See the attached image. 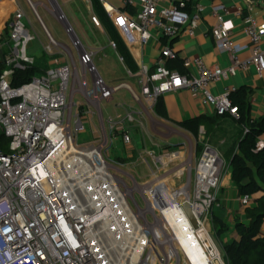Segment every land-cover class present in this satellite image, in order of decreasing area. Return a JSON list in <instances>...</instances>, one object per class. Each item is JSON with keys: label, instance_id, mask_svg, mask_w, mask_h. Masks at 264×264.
Instances as JSON below:
<instances>
[{"label": "built area", "instance_id": "2783aa9c", "mask_svg": "<svg viewBox=\"0 0 264 264\" xmlns=\"http://www.w3.org/2000/svg\"><path fill=\"white\" fill-rule=\"evenodd\" d=\"M7 1L16 11L0 38V264H226L211 238L215 210L221 208L224 156L208 143L199 156L197 148L182 145L145 151L155 166L145 159L143 163L161 175L144 184L130 176L133 181L128 184L119 175L123 166L109 158L117 138L130 154L137 151L126 126L133 117L105 120L101 105L127 90L134 100L143 97L156 107L162 97L188 90L218 117L238 119L239 109L231 99L237 90L215 95L211 87L251 68L264 75V26L258 18L249 14L243 19L250 44V56L243 60L232 38L229 10L213 9L216 24L211 39L218 51L229 56L230 66L211 67L201 58H188L185 69L192 66L196 74L173 71L167 61L179 56L166 46L154 73L141 67L139 96L126 82L107 85L94 65L95 53L84 49L64 14L55 12L78 53L79 70L73 51L53 38L36 4L25 0L46 36L44 56L54 66L15 88L16 72L36 64L28 50L37 34L18 0ZM100 1L130 49L146 47L154 38L193 37L205 14V8L194 6L193 0H121L122 8ZM111 47L117 49L114 42ZM55 56L60 59L54 60ZM71 82L73 98L81 94L85 99L82 106L69 99ZM89 115L102 120L99 139L80 146L78 136L86 132ZM206 135L201 128L199 137ZM162 177L173 179L172 184ZM238 200L243 209L254 204L250 195ZM185 204L191 206L198 229Z\"/></svg>", "mask_w": 264, "mask_h": 264}, {"label": "crops", "instance_id": "0c3cea01", "mask_svg": "<svg viewBox=\"0 0 264 264\" xmlns=\"http://www.w3.org/2000/svg\"><path fill=\"white\" fill-rule=\"evenodd\" d=\"M48 1L51 7H46L40 3L36 4V10L39 16V5H42L56 21L58 20L56 18L55 12L64 14L68 24L72 27L63 8L59 5L58 0ZM77 1L85 6L88 11H91L94 14V18L92 19L94 30H96L99 35L102 36V38H105V40L103 41L96 40L92 43L88 41L85 44L81 43L82 46L84 47V49L94 52V58L98 57L100 54H105L106 52L114 53L118 65L121 67V71L120 73H118L117 77L115 79H112L110 82H118L113 85L126 82L130 84V86L133 88V91L140 96L141 87L138 83L139 72L137 74H133L125 64L124 60L121 59L122 57L120 56L118 50L111 47V43H113V41L109 36L107 30L103 26L102 22L96 15L91 1ZM108 1L113 6L122 8L121 0ZM18 2L25 11V14L30 20L32 26L34 24L36 25V27L37 25L39 26V33H41L42 35L44 31L37 19L35 20V18L33 17V11H28V9L25 10L24 8L26 6L25 0H18ZM193 5H200L205 8L203 20L197 28L195 36L190 37L188 35H183L174 40H168L166 38H154L153 41L146 47H134L132 49L128 48L130 54L132 55L135 63L139 68V71L142 66H147L150 68L151 73H154L156 71V59L158 58L161 48L166 46L172 48L179 55V58L183 62L188 58H201L211 67L219 66L225 68L230 66L229 56L218 51L211 39V31L216 24V21L212 17L213 9L227 8L229 10L230 16L227 19L229 21H232L234 26L232 38L235 43L237 52L243 60L247 59L250 56V44L245 33V25L243 19L245 16L252 14L257 17L260 24L264 26V0H193ZM15 11L16 6L14 4L8 2L7 0H0V38H2L8 32L9 25L14 17ZM240 12H242V15H240ZM40 18L42 20L41 16ZM42 22L45 26L43 20ZM76 26L78 27V30L83 33L82 24L78 22L76 23ZM45 28L47 29L46 26ZM75 36L77 37L76 34ZM74 55L78 63L79 60L77 51L76 53H74ZM32 56L38 57L39 62L43 63L38 64L44 66L39 68L35 64L39 73H43L44 71L54 66L53 63H50L45 59L41 47L39 48L38 54L36 53V55ZM186 72L196 74V70L192 66L189 67L188 70H186L184 67L183 73ZM91 85L92 84H89V88L91 87ZM72 88L73 82L70 91V100H74ZM231 88H235L237 91L243 89L250 91L251 93H249L247 97V102L251 119L256 121L264 117V75H259L256 68H251L245 72L240 71L235 77H232L221 84L213 85L211 87V91L215 95H221L226 91V89ZM76 95L77 94H75V96ZM115 100L117 101V103L113 108V113L109 114L108 116L103 115L104 119L108 120L109 118H119L124 120L129 114H131L133 117V121L131 122L129 120H126V126L131 130L137 150L134 154H130L124 146L126 155L119 158L118 160L128 161L134 159L136 157V153H138L140 157L142 152L139 148L141 146L147 147V145H151V150L161 151L162 149H167L171 146H178L183 144V142H179L176 144L172 141L173 139L179 137L185 138L188 141L190 140V137H194L191 133H189L182 127V123L190 119L202 118L204 121H206L205 126L207 128L205 126H201V128L205 129L207 134L206 136L209 137V140H204L206 136L204 138H201L198 135L197 140H199L200 143L203 142L202 145L208 143L213 146V142L211 143L210 141L213 138H221L222 141L220 148L222 149L225 143H228L229 141L234 142L236 139V135L238 132V125L236 120L228 117H218L212 107L202 106L200 103V98L194 96L188 90H182L162 97L156 107H153L143 97H141L140 101L134 100L132 94L127 90L116 93L112 100L106 101L105 103L109 105L115 102ZM83 104L84 103H79L80 106H82ZM94 117L98 119V122H102L101 118L94 115L87 116L85 118V122H90V124H92V122H96L94 121ZM140 143H142V145H140ZM260 145L264 146V137L261 138ZM220 148L215 149L224 156V159H226V153H223V149L221 150ZM149 150L150 149H147L146 151ZM230 182L232 183H230V187L225 189L224 194L221 195L222 203H219L221 208L218 209V212L215 213V218H219L220 220H222L227 228L224 233L216 235L222 248L221 253L224 258V247L230 244L232 241L240 240L236 230L237 224L244 223L246 225H249L250 223L246 215L247 209H243L239 203L238 199L240 198V196L236 186L232 182L231 176ZM261 186L263 190L259 192L255 197H253L254 204L252 205V207L255 206V200L257 198L264 197V183H262ZM260 235L264 237V223L261 226Z\"/></svg>", "mask_w": 264, "mask_h": 264}, {"label": "trees", "instance_id": "16d2710c", "mask_svg": "<svg viewBox=\"0 0 264 264\" xmlns=\"http://www.w3.org/2000/svg\"><path fill=\"white\" fill-rule=\"evenodd\" d=\"M90 1L125 64L133 74H137L139 68L106 14L101 1ZM167 67L183 73V61L180 58L168 60ZM2 71L0 67V75ZM37 74L39 71L36 66L16 72L13 87L18 88L29 83ZM249 93L251 92L243 89L231 96L233 104L239 109V118L235 119L238 132L232 147L225 154L231 169L232 182L240 197H255L263 190L261 184L264 183V146L260 145V140L264 137V117L256 121L251 119L247 102ZM205 122L202 118L190 119L183 122L182 127L198 139L199 130L201 126H205ZM246 215L250 221L249 225L238 223L236 227L240 240L232 241L224 247L226 264H264V237L260 235L264 223V197L257 198L255 206L246 210ZM226 229L222 220L214 218L213 233L222 234Z\"/></svg>", "mask_w": 264, "mask_h": 264}, {"label": "rangeland", "instance_id": "374dc122", "mask_svg": "<svg viewBox=\"0 0 264 264\" xmlns=\"http://www.w3.org/2000/svg\"><path fill=\"white\" fill-rule=\"evenodd\" d=\"M26 2V1H25ZM32 2L34 4L40 3L43 4L46 7H51L50 3L48 0H32ZM59 5L63 8L68 21L70 22V24L72 25L75 34L77 35V37L79 38V40L81 41L82 44H85L87 41L92 43L95 42L96 40L99 41H103L105 40V38H102L101 35H99V33L94 30L93 24H92V19L94 18V14L91 11H88L87 8H85V6H83L81 3H79L77 0H58ZM44 6L39 5V13L40 16L42 17V20L45 23V26L47 27L48 31L50 32V34L53 36V38L67 46L68 48H70L74 53H76L75 48L73 47V43L69 37V35L67 34L64 26L59 23V21H56L44 8ZM25 10L28 9V11H32V9L30 8V6L28 5V3L26 2V6L24 7ZM71 15V16H70ZM33 17L35 18L34 14ZM36 20V18H35ZM81 23L82 24V28H83V33L80 32V30H78V27L76 26V23ZM35 23V21H34ZM37 24V23H36ZM33 30L34 32L37 34L36 40L34 42L31 43V45L29 46V50H28V54L33 57L35 59L36 65L37 67H44L43 65H38V64H43L42 62H39V58L38 57H34L32 55H36V53L38 54L39 48L41 47L42 52H43V45L47 44V40H46V36L44 34V32L39 33V26L34 24L33 26ZM85 31V32H84ZM153 40H151L149 42V44L152 42ZM148 44V45H149ZM44 55V53H43ZM45 57V56H44ZM47 61L51 60L48 59L47 57L45 58ZM54 60H59L60 57H54ZM94 65L99 73V75L103 78V80L105 81V83L107 85H111L113 86V84L118 83V82H110L112 79H115L118 75V73H120L121 71V67L118 65V62L116 60V57L114 55V53H110V52H106L105 54H100L98 57L94 58ZM77 66L80 70V65L77 63ZM45 72V71H44ZM38 77H40V74L37 75ZM90 79V77H89ZM71 87H72V82L70 84V89H69V93L68 96L70 97V91H71ZM74 102L79 105V103H85V99L83 98L82 95L77 94L74 97ZM117 101L115 100V102H113L112 104L107 105L105 102H103L102 104V109H103V113L105 116H108L109 114L113 113V108L116 105ZM94 121L96 122H92V124H87L86 125V132H82L79 134L78 136V145L80 146H88V145H92L95 144L98 139V127H99V122L98 119L96 117H94ZM204 140H209V137H205ZM221 141L222 139L220 138H213L210 142L213 144V148H220L221 146ZM173 143H179V142H183V144H181L182 146H186L189 149L190 148H197L198 149V156L200 155V152L202 151V143L203 142H199V140H197L194 137H190V140H186L185 138H176L173 139L172 141ZM233 141H229L228 143H225V145L223 146V153H226L233 145ZM0 144H1V139H0ZM185 144V145H184ZM140 145H142V143H140ZM171 146V145H168ZM139 149H141V155L139 157V154L136 153V157L134 159L128 160V161H122V160H118L121 157H124L126 155V151L124 149V145L122 143V139L121 138H117L114 141V146L111 149L110 152V158L109 161L110 162H117L118 164L122 165L123 168L121 169L122 172L119 173L120 177L123 178L128 184H131L130 180L133 181V179H131L130 176H133L136 179V182L139 184H144L147 182H151L153 179H157L158 176L161 175V172H157L156 170H152V168L149 166V170L147 168V165H145L142 161V159H145L147 161H149L151 163V165L155 166V162L154 160L151 161L150 157L147 155V153H145V151L147 149H150L148 152L151 151L152 146L151 145H147V147H143L141 146ZM144 150V151H143ZM159 153V152H157ZM148 162V163H149ZM225 163H226V167H225V171L223 173V177L221 179V185H220V190H219V194H218V203H222V196L224 194L225 189L229 188L230 185L232 184L230 182V176H231V170L229 169V162L227 159H225ZM155 168V167H154ZM163 178V177H162ZM161 180H165V182H170V184H172V181H168L167 179L163 178ZM195 182V174L192 177V185ZM231 183V184H230ZM178 182H175V186H178ZM225 187V188H223ZM140 204L143 206V202L141 201V198L139 196H137ZM217 207V205L215 206ZM218 212V209L215 210V213ZM211 238L212 240L216 243L218 249L220 250V253L222 252V248L219 244L218 238L216 236L215 233H211ZM211 250V249H210ZM212 254V253H211ZM221 257L223 258V260H225L224 256L221 253Z\"/></svg>", "mask_w": 264, "mask_h": 264}, {"label": "water", "instance_id": "95a60500", "mask_svg": "<svg viewBox=\"0 0 264 264\" xmlns=\"http://www.w3.org/2000/svg\"><path fill=\"white\" fill-rule=\"evenodd\" d=\"M184 210H185L187 216L189 217V219H190V221H191L193 227H194L195 229H198L199 224H198V221H197L196 217H195L194 214H193V211H192L191 206H190L189 204H185V205H184Z\"/></svg>", "mask_w": 264, "mask_h": 264}, {"label": "bare ground", "instance_id": "6f19581e", "mask_svg": "<svg viewBox=\"0 0 264 264\" xmlns=\"http://www.w3.org/2000/svg\"><path fill=\"white\" fill-rule=\"evenodd\" d=\"M187 243H188V246L191 248V241H189L188 239H187Z\"/></svg>", "mask_w": 264, "mask_h": 264}]
</instances>
